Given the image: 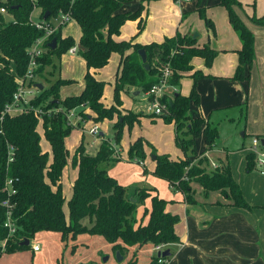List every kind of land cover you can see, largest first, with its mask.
<instances>
[{
  "label": "trees",
  "instance_id": "trees-1",
  "mask_svg": "<svg viewBox=\"0 0 264 264\" xmlns=\"http://www.w3.org/2000/svg\"><path fill=\"white\" fill-rule=\"evenodd\" d=\"M127 1L0 0V8H5V13L0 12V257L3 253L28 250L30 240L40 231L58 232L62 240L74 239L82 233L98 235L122 257L129 247L135 245L157 246L181 242L175 232V224L180 217L165 210V199L152 194L153 188L148 187H138L129 193L126 186L108 173V166L103 164L121 159L114 154L109 140H102L95 154L87 153L82 141L75 148L70 163L77 169V175L67 201V216L63 211L65 197L61 178L69 158L65 138L72 128L79 127V124L68 122V111L78 109L77 115L87 119L89 115L84 110L89 109L94 113L90 117L95 122L113 119L117 115L118 120L113 124V140L119 144L125 122L131 125L136 120L132 113H118L117 105L121 104L122 92L131 87L147 92L159 83L166 67L169 70L168 85L179 86L184 73L193 69L194 57H201L208 66L217 54V50L209 44H197V37L190 33L176 32L160 42L145 44L135 41L134 37L116 40L114 36L120 33L128 20L138 19V31L143 28L142 10L149 0H141L134 10L121 11ZM218 4L226 9L228 21L241 43L236 50L238 60L232 79L249 81L255 57V37L235 11L236 7L242 8V4L238 0H219ZM35 8L39 9V19L51 27H54L50 22L51 17L65 15L67 19L60 21L55 31L44 40L42 53L35 60L36 67L31 69L32 74L43 77L45 67H55L54 58L59 60L75 45L72 36L61 35L62 26L72 19L81 31L77 53L86 66L84 86L80 93L61 98L59 88L72 80L58 78L42 89L37 88L38 93L30 98L28 107L23 105L22 111L5 113L6 106L13 100L19 79L28 72L30 47L44 35V31L38 29L31 18ZM46 12L48 14L44 18ZM198 12L206 26L213 29V22L205 17L203 8H199ZM6 15H10V18ZM249 19L255 24L264 25V16L252 15ZM53 38L56 45L50 48ZM140 49L145 51V62L138 53ZM113 52L120 55V65L113 89L114 102L106 106L101 100L106 82L96 78L90 69L105 66ZM145 65L148 67L145 68ZM190 76V92L187 95L174 92L171 100L164 94L160 102L166 108L158 115L165 122L174 124L175 145L185 157L173 159L169 154H160L147 140L138 137L129 145L128 159L142 164L146 157L145 146H150L155 164L151 174L183 192L188 202H194L191 182L196 181L203 187L204 193L219 190L231 205L252 209L233 178L228 163L222 162L220 167L210 171L199 167L201 159L198 164H192V157H197L195 138L201 133L209 149L218 137V127L209 118L189 114L190 103L199 104L196 81L207 75L195 70ZM34 109H40L41 113L36 114ZM39 125L49 144V152L41 148ZM245 161V170L250 172L255 167L254 153H247ZM143 173H148L145 166ZM7 180H11L10 192L5 190ZM147 198H150V207L144 208L139 217L138 207ZM5 199L12 205L11 217L15 226L10 235L4 226L7 208L1 202ZM144 216H148L146 222H143ZM85 218H88V224L83 222ZM4 239L7 240L2 245ZM24 240H29V243L22 244ZM168 257L152 256L149 264H165ZM158 259H162V262L159 263ZM125 264H137L136 256Z\"/></svg>",
  "mask_w": 264,
  "mask_h": 264
},
{
  "label": "crops",
  "instance_id": "crops-1",
  "mask_svg": "<svg viewBox=\"0 0 264 264\" xmlns=\"http://www.w3.org/2000/svg\"><path fill=\"white\" fill-rule=\"evenodd\" d=\"M155 1H160L163 5L168 6L169 12L167 11V14H169L170 17H167V19H170L166 20L167 22L164 24V27H161L159 31L153 33V30L149 28L152 19H149L145 26V13L142 11L143 28L141 31H138L137 28L138 19L128 20V25L131 28L130 36L128 37L127 34L121 30L114 38L116 40H127L134 37L135 41L145 44L151 41L160 42L166 36L175 35L176 32L191 34V29H188V25L183 24V21L176 23V20L181 18L183 14L186 15L190 12H192L194 17V13H196L199 8H203L204 12L208 13L210 16L208 17L217 24V35L215 37L211 36L209 32L206 31L208 33L206 37V34L201 35L202 33H198L197 44H209L212 48L217 50L216 56L213 58L210 66H205L201 57H194L192 59L193 69L184 73L180 80L179 87L170 86V88L172 91L187 95L192 86V78L190 75L195 70H201L207 75L205 77H200L196 81L199 104L195 105L191 102L189 114L192 117L204 116L205 118H209V121L218 127V137L213 146L209 149L206 148V143L203 138L202 151L197 153V158L202 160L201 167L205 168L207 171L213 170L214 165L224 160L225 163H228L229 167H231L233 176L235 177L234 172L236 164H238L241 171L245 170V156L250 152L251 144L248 146L244 144L245 136L251 135L264 139V114L261 109V102H264V25L255 24L249 19L252 15L257 17L264 16V0H256L255 3L254 0H238L241 2L242 8H235L237 14L243 19L255 37V57L250 68L249 81L232 79L238 60L236 50L240 48L241 43L228 21L227 14L220 8H223V6L218 4L219 0H194L193 3L187 0L186 4H181L180 1L173 2L172 0H150L146 5L148 7L158 6L159 2ZM140 2L141 0H128L123 4L120 10H134ZM158 9L162 10L161 7H158ZM37 13V15H39V10H37ZM152 15L153 13H151L150 16ZM7 16L10 18V15ZM39 20L40 19L33 21L36 22ZM68 21L73 24L68 25L66 23L67 25L65 24L64 27L61 28V35H70L76 42L73 46V52L69 50L65 52L68 60L63 56V62L66 63L68 68L70 67V63L81 64L82 70L80 71L78 69L77 71L73 69V71H70L68 69L64 72L61 70L60 65L61 78L79 80L78 86L74 91L65 96H60L61 98L80 93L84 86L83 76L86 72L84 59L82 57H77L78 40L81 34L80 28L74 20L71 19ZM162 21H165V18H163ZM57 22L59 23V20ZM74 28L76 33H74ZM115 61L116 66L113 75L112 73L109 75L112 76L113 79V89L120 65L119 54H116ZM107 65L108 63L99 69L91 68L90 72L94 73L96 78L103 81L105 80L106 82V80H110L105 79L106 75L104 70L107 68ZM75 71L78 73L75 74ZM106 78L110 77L106 76ZM166 87L164 88V93L168 95L167 91L169 90H167ZM105 89L106 85L104 91ZM129 90L132 92L134 88H127L126 91L121 93L122 107L131 109L134 113L149 112L148 102L145 106L146 112L142 108L144 106L139 105L137 102H133L131 106L127 104L125 94H129ZM136 92L140 93L141 91ZM143 93L148 101L147 92ZM133 95L135 96L134 93ZM101 100L106 106H109L114 102L113 94L112 102L111 100L104 99V96H102ZM20 111L21 110H14L11 114ZM73 112L77 115V110ZM84 112L89 115V118L80 120L79 127L77 128L85 130L88 126H90L89 128L96 127L97 133L91 134L88 131L90 135L94 136L93 138L99 136L100 142L102 140H109L113 143L111 137H105L104 134L106 128H108V124L115 123L116 116H114L113 119H104L105 121L103 120V124L101 125L103 130L98 132V123L90 117L93 116L94 113L89 109H85ZM75 118L76 116H73L74 121L76 120ZM147 120L145 116H141L134 122L135 124H142ZM221 126L224 127V139L220 138ZM38 131L42 140L43 135L42 129L40 130V125ZM138 137H143V135L138 132L133 134L130 130L129 144ZM67 139L66 137L65 145L68 148ZM93 141H95V139ZM79 142L80 141H78V143ZM40 144L43 151H50L48 142L46 148L42 147L41 141ZM123 147L122 144H120V147L115 146L117 155H119L121 159L124 158L121 153ZM239 150H243L242 158H234L231 162H228L226 159L221 160V158L213 159L210 156L213 152L223 155L235 153ZM145 152L146 154L148 153L147 146H145ZM169 152V150H160L159 153L170 154ZM173 153L175 155L170 156L173 159L185 157L182 152L177 150V147H175ZM70 158H68L67 164L63 169L61 178L62 186L64 178H67L72 187V183L77 175V169L71 165ZM154 165V161L151 163L143 161L142 164L136 163L135 161L130 164L128 161H119L111 166L112 170L109 171V174L114 176L122 185L126 186L129 193H132L134 189L138 187L153 188L152 194H157L167 201L165 210L171 214L179 215L180 220L175 224V232L179 236L181 242L163 245L162 251L167 249L170 253L169 257L164 261L165 264H264V180L262 182H254L250 188L248 183H243V180H240L238 177L235 178L241 188L244 199L252 206V209L231 205L230 200L224 198L219 190H212L204 193L203 187L196 181L191 182V188L193 190L192 198L194 199L192 203L186 200V196L183 192L173 188L167 181L153 176L150 171H152ZM143 166L147 168V174L143 173ZM260 170L261 168L259 169V174L263 176L264 171L262 169V172H260ZM149 207L150 198H147L144 200V203L138 207L137 215L140 217L144 208ZM64 213L67 216L65 211ZM147 217L148 216L143 217V222H146ZM55 235L57 234H52V232L49 231L43 234V237L50 238L51 236L55 237ZM35 243L37 242L31 243L29 250L25 253H3L0 258H7L5 262L0 260V264H16V262L12 263L11 259L19 256L25 257L30 264H36L37 260L40 258L43 259L45 250H42L39 246V249L34 251L31 245ZM108 244L112 250L111 244L109 242ZM142 247H149L150 254H153L154 251L156 252L154 255H150L148 261L152 256L157 255L155 246L151 244H145L141 247L135 245L129 247L125 256L122 257L123 264L133 256L137 258V252ZM112 252L115 253L113 250Z\"/></svg>",
  "mask_w": 264,
  "mask_h": 264
},
{
  "label": "rangeland",
  "instance_id": "rangeland-1",
  "mask_svg": "<svg viewBox=\"0 0 264 264\" xmlns=\"http://www.w3.org/2000/svg\"><path fill=\"white\" fill-rule=\"evenodd\" d=\"M150 1V0H149ZM173 2H181V4H186L187 0H172ZM190 1V3H193L194 0H188ZM197 1V0H195ZM256 0H254L255 3ZM155 2H159L158 6H147L146 4H148V1L144 3V8H143V13H145V19H146V23L145 26L147 24V21L149 19L151 20V23L149 24V28L153 30V33H156L157 31H159V29L161 27H164L165 23L167 22L166 20H169L170 18L167 19V17H170L169 14H167L168 11V6H165L162 4V2L160 1H155ZM158 7H161L162 10H159ZM225 14H227L226 9L223 7H220ZM37 8H35L32 12V19L33 20H37L39 19V15H37ZM165 11V13H164ZM168 11V12H167ZM204 11V10H203ZM151 13H153L152 16ZM204 15L206 18H209L210 16L208 15V13L204 12ZM7 16V15H6ZM209 16V17H208ZM7 18H9L7 16ZM165 18V21H162V19ZM182 18V19H181ZM179 19L176 20V23H180L183 21V24L188 25V29H191V34L195 35L198 39V33L203 35L206 34V37L208 35L207 32H209V34L211 36H216L217 35V28L214 21L213 22V29H209L206 24H205V20L202 18V16H200L199 12L197 11L196 13H194V17L192 15V12L187 13L185 15V17H181ZM210 19V18H209ZM59 20V18H54L51 17L50 18V22L52 23V25L54 26L53 31L45 38V40L55 31V29L57 28V21ZM37 22V21H36ZM56 24V25H55ZM67 24H73L70 21L67 22ZM66 24V25H67ZM64 27V25L62 26ZM145 28V27H144ZM122 32L126 33L127 36H130L131 33V28L128 25V22L126 21L123 26H122ZM144 30V29H143ZM211 30V31H210ZM73 31V28H72ZM207 31V32H206ZM74 33H76L75 28H74ZM75 40V39H74ZM76 42V41H75ZM116 52H113L109 61H108V65L107 68L104 70L105 75L107 77L110 78H106L105 79H110V80H106V89L104 91V99H108L111 100L112 102V94H113V79L112 76H109L111 73L113 75L114 72V68L116 66V61H115V56H116ZM78 58L81 57L80 54H77ZM63 56H65V59H67V55L64 53L61 55L60 61L57 60L56 58H54L55 60V67L53 66H46L44 73H43V77L40 76H36L35 74H32L30 78H28L29 81H31V85L34 84V82H38L40 84L43 85V87L48 86L50 83L54 82L56 79L61 78L60 75V65H61V70L66 72V70H70L73 71L78 69L81 71L82 70V66L81 64H77V63H70V67L68 68V66L66 65L65 62H63ZM57 65V66H56ZM206 66V65H205ZM210 66V65H208ZM75 71L74 73L77 74L78 72ZM105 81V80H104ZM108 81V82H107ZM79 80L73 79L72 82L67 83V84H63L60 87V91H59V95L65 96L70 92H73L74 89L78 86ZM171 85L167 86L166 89L169 90L168 95L166 93H164L166 96H168V100H171V94L174 93L175 91H172L170 88ZM173 87V86H171ZM179 87V86H177ZM192 87V86H191ZM165 89V92H166ZM30 91H32L31 95H29V98H32L33 96H35L38 93V89L30 86ZM136 91H139L137 89H134V91H130L129 90V94H125V98L127 99V104L129 106H131L133 104V102H137L139 103V105H143L144 107L143 110L146 112V104H147V99L146 96L143 92H140L138 94H135ZM190 92V91H189ZM133 93L135 94V96L133 95ZM107 101V100H106ZM247 102V99H246ZM117 109H118V113L120 115H124L127 113H132L134 116H136V119H139L141 116H145L148 120L145 123H136L133 121V123L131 125H129L127 122H125V124L123 125L122 128V132H121V139L119 144H115L114 140H113V135H114V129H113V124L109 123L108 124V128H106V132H105V137H111V140L113 141L112 146H113V150H114V154L117 155V150L115 148V146L120 147V144H122L124 147L121 150V153L123 154L124 158L120 159V160H113L110 161L106 164L108 166V173L109 171L112 170L111 166H113L116 162L119 161H128L129 164L133 163L134 161L129 160L128 159V148L129 145L133 142H131L129 144V133L130 130L132 131V133H141L143 135V139L148 140V142L150 143L151 146H153V148L155 149L156 152H160L161 151H166L169 150L170 152V156L171 155H175L173 152L175 151V147H177L175 145V130H174V124L173 123H167L164 121L162 116H158L155 115L153 113L149 112H133L131 111V109H127L122 107V100H121V104L117 105ZM261 109H262V113L264 114V102H261ZM74 110H78V109H71L68 111V122L70 124L76 125V124H80L79 121L85 118H82L81 116H78L76 114H74ZM86 113V112H85ZM87 114V113H86ZM73 116H76V120H73ZM116 116V121L118 120L117 115ZM121 120V118H120ZM105 121V120H104ZM114 122V121H113ZM98 123V132L102 131L103 128H101V125L103 124V121H99ZM105 125V123H104ZM90 126H88L87 128H85V130L83 129H79L77 127H74L71 129L70 133L67 136V144H68V148H69V158L71 156V154H73L76 146L79 145V143L82 141L85 145V149L86 152L89 154H95L96 151L98 150V147L100 145V140H99V136L93 138V135H90L88 133V129ZM100 127V128H99ZM222 127V126H221ZM108 129V130H107ZM41 130V127H40ZM105 131V128H104ZM255 136H251V135H246L244 138V144L245 145H250L251 144V140L252 138ZM220 138L224 139V127L221 128V132H220ZM95 139V141H93ZM78 141H80L78 143ZM93 141V142H92ZM202 142H203V137L202 134L200 133L194 141V149L196 153H199L200 151H202ZM42 143V147L46 148L47 147V141L44 137H42L41 140ZM148 148V153L146 154V157L144 159V161H148L149 163L153 162V155L150 154V146H147ZM177 150L182 152L181 149H179L177 147ZM183 153V152H182ZM211 158L213 159H217V158H221L222 159H226L228 162L232 161L234 158L240 159L243 156V150H239L235 153H227V154H218L213 152L211 155ZM198 157V156H197ZM196 157V158H197ZM195 157H192V164L196 165L199 162V159H196ZM225 161L223 160V163ZM222 164V162L218 163L215 167H220ZM230 164V163H229ZM199 167H201V165H199ZM214 167V168H215ZM261 167L255 166L250 172H246V170L241 171L240 168L238 167V164H236L235 166V177L233 176V171L231 170V174L232 176L235 178H239L240 180H243V183H248V185L252 186V184L254 182H262L264 180V175L261 176L259 174V169ZM263 171H264V166L262 167ZM249 174V175H248ZM193 182V181H192ZM63 194H64V202H63V209L64 211L67 213V201L69 200L71 193H72V187H71V183L70 181H68L67 178H64L63 181ZM83 222L85 224L89 223L88 218H85L83 220ZM48 231H40L37 234H35V236L30 240V244L37 242L38 245L40 246V248L42 250H45V254L43 259H39L37 260L36 264H123L122 260L118 261L117 257H116V253H113L112 250L110 249V246L108 244V242L103 238L100 237L98 235H93V234H89V233H82L76 236V238L74 239H68V240H62L61 239V234L60 233H55L52 232V234H57L55 235V237H43V234H45ZM29 250V249H28ZM16 252H20V253H25L27 252V249L25 250H19V251H15L12 253H16ZM12 253H8V254H12ZM156 252L154 251L153 254H150V250L149 247H142L138 250L137 252V264H149V257L150 255H154ZM125 256V255H124ZM7 257H4V259H1V261L5 262V259ZM11 262L14 263L16 262V264H30V262H28V260L25 257L19 256L16 258H12Z\"/></svg>",
  "mask_w": 264,
  "mask_h": 264
},
{
  "label": "built area",
  "instance_id": "built-area-1",
  "mask_svg": "<svg viewBox=\"0 0 264 264\" xmlns=\"http://www.w3.org/2000/svg\"><path fill=\"white\" fill-rule=\"evenodd\" d=\"M0 12L5 13V8L1 7ZM67 18L65 15H61L59 17V22L65 21ZM35 26L38 29H41L44 31V35L40 38H38L30 47L29 49V55H30V60H29V66H28V72L27 74L19 79V85L17 87V90L13 94V100L10 104H8L4 110L5 113H11L14 110H23V105L28 107L29 105V100L32 91H30V86H33L36 88L35 85H31V81L28 80V78L31 77L32 72L31 69L36 67V58L39 57L42 53V45L45 40V38L53 31L54 27L49 26L46 24L44 21L39 20L37 22H34ZM70 52L74 51V47H71L69 49ZM168 78H169V70L166 67L164 70V73L162 75L161 80L159 83L153 85L148 91V109L155 115H159L162 113V110L166 108L165 104H162L160 102V98L164 95V88L168 85ZM20 104V105H19ZM34 112L36 114L41 113L40 109H34ZM1 120V118H0ZM89 133L95 134L97 133L96 127H91L89 128ZM262 139L253 137L251 140V146H250V151L254 153L255 155V166L261 167L260 172H262V167L264 166V144H262ZM216 165H214L215 167ZM11 189V180H7L5 182V190L7 192H10ZM2 206L7 208L6 212V220L4 222V226L8 228V234H12L15 230V226L12 222V217H11V208L12 205L8 202V199H5L1 202ZM7 239H4L2 242V245L5 244ZM32 249L38 250L39 245L37 243L31 245ZM163 245H157L155 246V250L157 252L162 251ZM158 262L161 263L162 259H158Z\"/></svg>",
  "mask_w": 264,
  "mask_h": 264
},
{
  "label": "water",
  "instance_id": "water-1",
  "mask_svg": "<svg viewBox=\"0 0 264 264\" xmlns=\"http://www.w3.org/2000/svg\"><path fill=\"white\" fill-rule=\"evenodd\" d=\"M47 12L44 14V18L47 16ZM196 35V34H195ZM195 35H193V37H196ZM56 43V40H55V38H53L52 39V41L50 42V44H49V47L50 48H54L55 47V44ZM138 53H139V55H140V57H141V60L143 61V62H145L146 61V54H145V51H144V49H140L139 51H138ZM148 67V65H145V68H147ZM35 86H36V88H38V89H42L43 88V85L42 84H40V83H37V84H35ZM138 92H135V94H137ZM262 144H264V139H262ZM29 243V240H24L23 242H22V244H25V245H27ZM116 253V257H117V259H118V261H120V260H122V256L121 255H119V253L118 252H115ZM170 253H169V250H163V251H161V252H157V256H168Z\"/></svg>",
  "mask_w": 264,
  "mask_h": 264
}]
</instances>
